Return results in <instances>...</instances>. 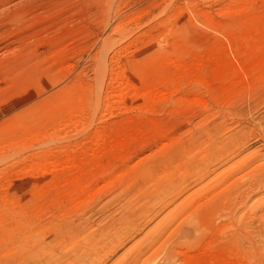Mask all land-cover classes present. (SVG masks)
Wrapping results in <instances>:
<instances>
[{"label":"rangeland","instance_id":"obj_1","mask_svg":"<svg viewBox=\"0 0 264 264\" xmlns=\"http://www.w3.org/2000/svg\"><path fill=\"white\" fill-rule=\"evenodd\" d=\"M103 1L27 0L19 8L27 11V19L1 27L0 46L14 48L0 49V264H19L28 255H38L32 260L44 264L49 254L60 264L66 257L68 264H132L140 253L142 261L138 257L135 264L150 262L151 256L154 260L143 264H160L165 254L172 257L168 264H248L235 242L243 232L258 231L248 208L264 204L263 187L252 194L247 188L258 182L264 161L246 167L257 158L246 161V154H264V0ZM214 123L223 140L240 124L249 136L243 153L227 157L237 158L236 164L204 159L197 137ZM194 144L198 152L189 153ZM229 144L224 148L231 149ZM167 156L174 164L185 160L175 175V182L184 185L180 189L175 183L171 196L151 191V197L139 199L143 170ZM203 163L217 172L205 177L208 165ZM219 198L231 202L220 206L222 212L209 223L203 212ZM191 201L194 214L182 225L186 232L175 235L171 229L159 236L156 228L168 213ZM122 212L134 213L132 222L119 224ZM35 239L52 249L40 243L36 255L29 254L26 242L35 245Z\"/></svg>","mask_w":264,"mask_h":264},{"label":"bare ground","instance_id":"obj_2","mask_svg":"<svg viewBox=\"0 0 264 264\" xmlns=\"http://www.w3.org/2000/svg\"><path fill=\"white\" fill-rule=\"evenodd\" d=\"M27 0H0V30H1V27L3 28L4 26L6 27V25H12V26H17V24H19V23H22L24 20H25V17H26V13H27V11H25V10H19V8H21L20 6L22 5H24V3L26 2ZM35 1V0H34ZM61 1V0H60ZM105 1V0H104ZM103 1V2H104ZM53 4V3H52ZM51 5V4H50ZM57 5V4H56ZM31 6V5H30ZM27 8L29 9V7L27 6ZM54 8V7H53ZM25 9V8H24ZM30 11V10H29ZM31 11H32V9H31ZM34 12V11H33ZM33 17L35 18V16L33 15ZM37 18V17H36ZM26 19H27V17H26ZM39 20V19H38ZM29 22V21H28ZM28 22H26V23H24V24H27ZM36 22V21H35ZM29 23H31V22H29ZM28 23V24H29ZM120 23V22H119ZM32 24V23H31ZM28 36V35H27ZM27 36H25V38H28ZM30 36V35H29ZM24 38V37H23ZM25 38H24V40H25ZM19 38H17V40L15 41L16 43H18L17 41H19L18 40ZM20 39H22V36H21V38ZM32 41V40H31ZM20 42V41H19ZM28 42V41H27ZM30 43V42H29ZM12 44H13V42H12ZM21 45V44H20ZM27 45V44H26ZM31 45V44H30ZM14 46V45H13ZM13 46H10L9 47V45H7V44H3V46H0V49L3 51H7V50H10L11 51V49L13 50ZM11 47H13V48H11ZM24 47V46H23ZM26 47V46H25ZM30 50V49H29ZM2 51H0V53L2 52ZM36 51V50H35ZM12 52V51H11ZM21 52V51H20ZM7 54V53H6ZM22 54H23V52H22ZM30 56V55H29ZM2 67V66H1ZM9 67V64L7 63V64H4L3 65V68L5 69V68H8ZM258 68V67H257ZM244 70V69H243ZM249 74V73H248ZM244 79V78H243ZM245 80V79H244ZM123 87H125L124 85H123ZM128 88V87H127ZM125 92V91H124ZM123 93V92H122ZM122 93H120V95L122 94ZM241 93V92H240ZM239 93V94H240ZM114 94V93H113ZM251 94V93H250ZM122 95H124V94H122ZM121 95V96H122ZM118 96V95H117ZM121 96H120V98H121ZM119 98V97H118ZM123 98V97H122ZM243 104V103H242ZM196 105V104H195ZM201 106H204V105H202V104H200ZM198 106H199V104H198ZM107 108V107H106ZM236 108V107H235ZM108 109V108H107ZM207 109V108H206ZM232 110H234V109H232ZM237 111V110H236ZM239 111V110H238ZM237 111V112H238ZM242 111V110H241ZM73 114V113H72ZM185 114V113H184ZM188 114V113H187ZM236 114V113H235ZM61 115H63V114H61ZM66 115V114H65ZM70 115H71V113H70ZM77 116V115H76ZM192 116V115H191ZM201 116V115H200ZM213 115H211V117H212ZM221 116V115H220ZM209 117V116H208ZM213 117H216L215 115L213 116ZM74 118H76V117H74ZM187 118V117H186ZM194 118V117H193ZM204 118H206V116L204 117ZM203 118V119H204ZM223 118V117H222ZM73 119V118H72ZM182 119V118H181ZM190 119H192V118H190ZM200 119V118H199ZM202 119V120H203ZM223 119H225V118H223ZM222 119V120H223ZM64 120H65V118H64ZM71 120V119H70ZM184 121H185V119H183ZM188 120V119H187ZM198 120V119H197ZM197 120H196V122H197ZM219 120V119H218ZM248 120V119H247ZM63 121V120H62ZM67 121V120H66ZM72 121V120H71ZM214 121V120H213ZM216 121V120H215ZM227 121V120H226ZM61 122V121H60ZM69 122V121H68ZM77 122V121H76ZM183 122V121H182ZM203 122V121H202ZM205 122V121H204ZM209 122H210V120H209ZM218 122V121H217ZM71 123V122H70ZM178 123V122H177ZM179 123H180V121H179ZM187 123V122H186ZM194 123H195V121H194ZM193 123V124H194ZM78 124V123H77ZM183 124V123H182ZM181 124V125H182ZM209 124V123H208ZM207 124V125H208ZM60 125V124H59ZM62 125V124H61ZM64 125V124H63ZM166 125V124H165ZM184 125H186V124H184ZM213 126L210 128H208V129H206L205 131H203V134H201V132H199V129H197L198 130V135L199 134H201L199 137H197L198 138V140H201V146L203 147L204 146V149L203 150H205V160H206V162H212V157H216V159H217V161L218 160H222L223 158H225L224 160H222V161H224L223 162V164L224 165H227L228 163L230 164L231 162H233L234 160H236V159H234V160H232V158H227L228 157V155L229 154H232V155H234L233 153H239V154H241V153H243L245 150H246V148L248 147V142H249V136H247V134H246V132H244V128L241 126V124L240 125H238V126H236V128H234L235 130H234V132H233V130H232V135L230 134V136H228V137H226V138H224V140L222 139L223 137H224V135L223 136H221V134H217V131H218V129H219V125L218 124H212ZM159 126V125H158ZM163 126V125H162ZM196 125H194V127H195ZM202 126V125H201ZM227 126V125H226ZM225 126V127H226ZM231 127V126H230ZM159 128V127H158ZM161 128V127H160ZM168 129H169V127H167ZM167 128H165V129H167ZM183 128V127H182ZM186 128V127H185ZM189 128V127H188ZM191 128H193V126L191 127ZM191 128L189 129L190 131H191ZM197 128V127H196ZM203 127H201V129H202ZM229 128V127H228ZM167 129V130H168ZM178 128H176V130H177ZM187 129V128H186ZM186 129H185V131H186ZM225 129V128H224ZM151 130V129H150ZM196 130V131H197ZM225 130H227V129H225ZM169 132H170V129L168 130ZM167 131V132H168ZM178 131V130H177ZM195 131V130H194ZM148 132V131H147ZM151 132H152V130H151ZM150 132V133H151ZM162 132H163V130H162ZM166 132V131H165ZM176 132V131H175ZM180 132H182V130L180 131ZM222 132V131H221ZM220 132V133H221ZM141 133V132H140ZM179 133V132H178ZM260 133V132H259ZM145 134V133H144ZM149 134V133H148ZM147 134V135H148ZM184 134V133H183ZM185 134L187 135V134H190L191 135V133H189V132H185ZM184 134V135H185ZM193 134L195 135V132H193ZM192 134V135H193ZM157 135H159V134H157ZM162 135H163V133H162ZM185 135V136H186ZM226 135H228L227 133L225 134V136ZM140 136V135H139ZM155 136V135H154ZM160 136V135H159ZM158 136V137H159ZM163 136H165V134L163 135ZM162 136V137H163ZM168 136V135H167ZM256 136V135H255ZM149 137V136H148ZM182 137H184L183 135H182ZM193 136H191V138H192ZM150 138H152V137H150ZM154 138H156V137H154ZM166 138V137H165ZM162 139V138H161ZM164 139V138H163ZM168 139V138H167ZM185 139V138H184ZM186 139H187V136H186ZM194 140H195V136H194V138H193ZM222 139V140H221ZM180 140H182V139H180ZM159 141V140H158ZM157 141V142H158ZM186 140H184V142H185ZM189 141H192L191 139H189ZM196 141V140H195ZM177 142H179V140L177 141ZM176 142V143H177ZM181 142V141H180ZM182 142H183V140H182ZM175 143V144H176ZM191 143V142H190ZM227 143H230V144H233V146H232V148L231 149H229V148H224L225 146L227 147ZM175 144H174V146H175ZM179 144V145H178ZM178 144H176V145H178V146H180L181 147V143H178ZM183 144V147H184V145H186L185 143H182ZM229 144V145H230ZM200 146V145H199ZM231 146V145H230ZM249 146H250V144H249ZM187 146H185V148H186ZM202 147H200V148H202ZM251 147V146H250ZM178 148V147H177ZM188 148V147H187ZM186 148V149H187ZM199 147L198 146H196L195 144L193 145V147H189V153L191 152V153H193V151L194 150H199L198 149ZM223 148H224V153L221 155V157L218 155L219 153H220V150L222 149L223 150ZM237 149H239V150H237ZM170 150H172V149H170ZM175 150V149H174ZM173 150V151H174ZM177 150V149H176ZM179 150L181 151L182 150V152L183 151H185V150H183V148L181 147V148H179ZM178 150V151H179ZM202 150V149H201ZM250 150V149H249ZM172 151V152H173ZM198 152V151H197ZM248 152V151H247ZM168 153V152H167ZM178 153V152H177ZM180 153V152H179ZM188 153V154H189ZM203 153V152H202ZM201 152H200V155L202 154ZM250 153V152H249ZM175 154V153H174ZM182 154V153H181ZM184 154V153H183ZM255 154H256V152H255ZM255 154H250V155H248V154H246L247 156V160L246 161H248L249 159H250V157L252 156V157H257L256 159H250L249 160V162L247 163V165H246V167L248 168L249 166H250V168H251V166H253L254 164H255V161L254 160H257V161H259V160H261V162L262 161H264V154L262 153H258V151H257V155H255ZM175 155H177V154H175ZM178 155H180V154H178ZM199 155V156H200ZM164 156H166V155H164ZM171 156V155H170ZM169 156V157H170ZM189 155H187V157H188ZM198 156V157H199ZM244 156V155H243ZM161 157H163V156H161ZM183 157H185L186 158V156H183ZM201 157V156H200ZM236 157H238V155L236 156ZM166 158V157H165ZM167 158H168V156H167ZM166 158V160H164V162H161V163H157L155 166H150V167H148V168H146V170H143V172H144V180H143V185H144V190L142 191V195H140L139 196V199H140V197H142L144 200L145 199H147V198H149V197H151V194H150V192L151 191H153V193H157V192H163V191H168L169 192V196H171V195H173L174 193H176V192H174V190L176 191V189H175V186H176V184L179 186L178 188H180L181 189V186H183L184 184H183V181H176L175 182V175L177 176V175H179L180 174V171H179V169H180V167L182 168V166H180L179 164H182L183 165V163L185 162V160H184V162H182V159L180 160L179 159V162L181 161L182 163H179V162H177V164L175 165L174 164V162L171 160V159H167ZM173 158H174V156H173ZM197 158V157H196ZM239 158V157H238ZM249 158V159H248ZM188 159V158H187ZM193 159H194V157H193ZM203 159V158H202ZM209 159V160H208ZM240 159V158H239ZM238 159V160H239ZM242 160V159H241ZM244 160V161H245ZM187 161V160H186ZM189 161V160H188ZM193 161V160H192ZM203 161V160H202ZM237 161V160H236ZM243 161V162H244ZM251 161H253L254 162V164H253V162H251ZM256 161V162H257ZM160 162V161H159ZM176 162V161H175ZM190 162V161H189ZM189 162H186L187 164H189ZM195 162H197V161H195ZM200 162V161H199ZM243 162H241V163H243ZM48 163V162H47ZM208 163H207V165H208ZM237 162H233V164H236ZM240 163V162H239ZM187 164H184V165H187ZM192 164H194V163H192ZM197 164H199V163H197ZM204 164V163H203ZM253 164V165H252ZM262 164V163H261ZM205 165V164H204ZM207 165H205V166H207ZM218 165V164H217ZM224 165H222V166H224ZM232 165V164H231ZM260 165V164H259ZM202 166V165H201ZM262 167L260 168L259 167V170H261L260 172H261V174H259L258 175V179H254L255 181H258V182H254V183H251L247 188L249 189L248 190V193H249V191L251 190V188H252V190H251V194H252V191L255 189V191H257V190H259V189H261L262 187L264 188V162H263V164L261 165ZM156 167H159V168H156ZM193 167V166H192ZM195 167V166H194ZM245 167V168H246ZM185 168H186V166H185ZM229 168V167H228ZM227 168V169H228ZM241 168V167H240ZM187 169V168H186ZM192 169V168H191ZM197 169V168H196ZM200 169V168H199ZM204 169H207V172L205 173V177H207V178H209V176L210 175H212V174H214V173H216L217 171L216 170H210L209 169V165H208V168H204ZM222 169V168H221ZM225 169H226V167H225ZM226 169V170H227ZM159 170H160V172H159ZM181 170H183V169H181ZM198 170V169H197ZM202 170V169H201ZM219 170V169H218ZM238 171H240L239 169H237ZM255 171H256V169H255ZM258 171V170H257ZM256 171V172H257ZM41 172H43V171H41ZM177 172V173H176ZM188 172V171H187ZM194 172V171H193ZM198 172V171H197ZM255 172V173H256ZM238 173V172H237ZM243 173V172H242ZM254 173V174H255ZM259 172H257V174H258ZM197 174H200V172L199 173H197ZM204 173H202V175H203ZM254 174H253V176H252V178H254ZM191 175H192V173H191ZM217 175V174H216ZM216 175H214V176H216ZM90 176V175H89ZM136 176H138V175H136ZM242 176V175H241ZM103 177V176H102ZM236 177H237V175H236ZM65 178V177H64ZM88 178V177H87ZM86 178V179H87ZM153 178H155V183H152V184H148V179H153ZM229 178V177H228ZM228 178H226V181L228 180ZM251 178V177H250ZM134 179H135V176H134ZM194 179H196V178H194ZM230 179H231V176H230ZM235 179V178H234ZM241 180L243 179V178H240ZM93 180H95V179H93ZM92 180V181H93ZM179 180H181V179H179ZM201 180V179H200ZM253 180V181H254ZM80 182L79 183H81V179L79 180ZM139 181V180H138ZM225 180L223 181V182H226ZM249 181H251V180H249ZM252 181V182H253ZM72 182V181H71ZM77 182V181H76ZM89 182H90V180H89ZM51 183V182H50ZM78 183V184H79ZM93 183V182H92ZM176 183V184H175ZM180 183V184H179ZM228 183V182H227ZM230 184L231 183H240V181L238 180V181H235V180H231L230 182H229ZM248 183V182H247ZM73 184V183H72ZM75 184V183H74ZM93 185V184H92ZM149 185H151V187H154V188H148V186ZM245 185V184H244ZM246 185H248V184H246ZM220 186V185H219ZM227 186H228V184H227ZM239 186V185H238ZM238 186H236V187H238ZM240 186H241V184H240ZM78 187V186H77ZM76 187V188H77ZM84 188V186H80V188ZM198 187V186H197ZM231 187V186H230ZM235 187V188H236ZM242 187V186H241ZM241 187H238V188H240L241 189ZM177 188V189H178ZM235 188H234V186H233V190H235ZM237 188V189H238ZM254 188V189H253ZM78 189V188H77ZM236 189V190H237ZM239 189V190H240ZM257 189V190H256ZM84 190H86V189H83V191ZM197 190V189H196ZM196 190H195V192H196ZM200 190H201V188H200ZM231 190V189H230ZM235 190V191H236ZM78 191V190H77ZM177 191H179V190H177ZM189 191H192V190H189ZM198 191V190H197ZM89 192V191H88ZM94 191H92V193H93ZM229 192H231V191H229ZM229 192H227V194H230ZM238 192V191H237ZM240 192H242V189H241V191ZM258 192H260V191H258ZM83 192H81L80 193V195L82 194ZM194 193V192H193ZM197 193V192H196ZM195 193V194H196ZM247 193V192H246ZM203 194V193H202ZM232 194V193H231ZM260 194V193H259ZM78 195V194H77ZM186 195V194H185ZM220 195V194H219ZM218 195V196H219ZM248 195H250V194H248ZM93 196V195H92ZM91 196V197H92ZM125 196H127V195H125ZM179 196V195H178ZM177 196V197H178ZM194 196V195H193ZM199 196H200V192H199ZM198 196V197H199ZM217 196V195H216ZM227 196V195H226ZM234 196V195H233ZM90 197V196H89ZM129 197V196H128ZM131 197H133V196H131ZM130 197V198H131ZM136 197V196H135ZM134 197V198H135ZM182 197V196H181ZM171 198V197H170ZM183 198V197H182ZM217 198V197H216ZM215 198V199H216ZM228 198V197H227ZM235 198V197H234ZM247 198H249L248 196H247ZM69 199V198H68ZM87 199V198H86ZM172 199V198H171ZM180 199V198H179ZM221 198H219V199H217V200H213V204H211V205H208L209 207L207 208V210H206V208H205V206L203 207V208H205V210H206V212L204 213L203 212V215H204V217L206 218V221H208V220H210L213 216H214V214L215 215H217V213L216 212H218L219 210L222 212V210L221 209H219V207L220 206H222V205H226V204H229L228 202L227 203H223L221 200H220ZM232 199V197L230 198V200ZM258 199V198H257ZM263 199L264 198H262L261 199V201H263ZM30 200H31V198H30ZM30 200H27L28 201V203L30 204ZM135 200V199H134ZM181 200V199H180ZM184 200V199H183ZM186 200V199H185ZM195 200V199H194ZM193 200V201H194ZM236 200V199H235ZM234 200V201H235ZM247 200V199H246ZM33 201V200H32ZM62 201V200H61ZM60 201V202H61ZM66 201L68 202L69 200H67L66 199ZM87 201V200H86ZM121 201V200H120ZM143 201V200H142ZM175 200H173L172 202H171V204H173V205H175L174 202ZM193 201H191L192 203H190V204H188L186 207H182V208H180L179 206L177 207V208H179L178 210H177V208H173V210L171 211V212H169L168 213V215L166 216V218L163 220V222H162V224H161V222H160V226H159V228H156V229H158L156 232H158V234H159V236H161L160 234L161 233H168V232H170V230L171 229H173L172 231H171V234H175L176 235V233L177 234H183V233H185L186 231H185V229H184V225H185V222L183 221V220H186V221H189V220H187L188 218H192V214H194V213H191V210H193V208L191 209V204H193ZM195 201H197V202H199L198 201V199L197 200H195ZM207 201V200H206ZM210 200H208V202H209ZM227 201H228V199H227ZM233 201V202H234ZM244 201V200H243ZM256 201V200H255ZM66 202V203H67ZM196 202V203H197ZM222 202V203H221ZM245 202V201H244ZM247 202V203H246ZM245 203H243L242 202V205H244V206H250L248 203H249V201H246ZM27 203V202H26ZM25 203V204H26ZM27 203V204H28ZM58 203H59V201H58ZM57 203V204H58ZM69 203V202H68ZM82 203V202H81ZM207 203V202H206ZM205 203V204H206ZM253 203H254V200H253ZM252 203V204H253ZM258 203V202H257ZM32 204H33V202H32ZM59 204H64V203H59ZM58 204V205H59ZM72 204V203H71ZM177 204V203H176ZM178 204H179V202H178ZM238 204V203H237ZM236 204V205H237ZM239 204H240V202H239ZM238 204V205H239ZM251 204V205H252ZM259 204V203H258ZM262 204V203H261ZM83 205V204H82ZM195 205V204H194ZM199 205H201V204H199ZM198 205V206H199ZM203 205H204V203H203ZM203 205H201V206H203ZM132 206V205H131ZM135 206V205H134ZM255 205H252V206H250L248 209H250V211L253 213H250V215L252 216V220H254V221H257V222H259V229L258 228H255V230L257 229L258 231L256 232V231H254V232H243V234H241V235H239V237H238V239H237V242H235V243H237L236 244V248L240 251V252H242L243 253V255L245 256V259L247 260V262H248V264H264V204H263V206L261 207V205L260 206H258V207H254ZM60 207H62V206H60ZM66 207V206H65ZM65 207H63V210L65 209ZM75 207V206H74ZM125 207H127V206H125ZM194 207V206H193ZM228 207V206H227ZM234 207V206H233ZM236 207H238V206H236ZM240 207V206H239ZM242 207V206H241ZM254 207V210H252V208ZM75 208H77V206L75 207ZM122 208V207H121ZM195 208V207H194ZM222 208V207H221ZM223 208H224V206H223ZM222 208V209H223ZM244 208V207H243ZM246 208V207H245ZM70 209V208H69ZM71 209H72V207H71ZM127 209V208H126ZM129 209V208H128ZM228 209H229V211H230V209L231 208H229L228 207ZM234 209V208H233ZM237 209V208H236ZM131 210V209H130ZM129 210V211H130ZM135 210V209H134ZM133 209H132V211H134ZM197 210V209H196ZM226 210V209H225ZM60 211H62V210H60ZM66 211V210H65ZM64 211V212H65ZM129 211H127L126 210V213H128ZM137 211V210H136ZM139 211V210H138ZM194 211H195V209H194ZM193 211V212H194ZM223 211H224V209H223ZM236 211V210H235ZM246 211H248V210H246ZM70 212V211H69ZM119 212V211H118ZM123 212H125V211H123ZM122 212V214H125V213H123ZM140 212V211H139ZM197 212V211H196ZM227 212H228V210H227ZM60 213H62V212H60ZM132 213V212H131ZM219 213V212H218ZM231 213V212H230ZM245 213V212H244ZM13 214H14V216H16L17 214L15 213V212H13ZM66 214V213H65ZM101 214H102V212H101ZM119 214H120V212H119ZM137 214V213H136ZM196 214V213H195ZM198 214H200V212L198 213ZM80 215V214H79ZM84 215H86V214H84ZM176 216V218H174L173 219V216ZM186 215H188L185 219H184V217L186 216ZM231 215V214H230ZM232 215H233V213H232ZM68 216V215H67ZM117 216V215H116ZM137 217H138V215H136ZM195 216V215H194ZM199 216H201V215H199ZM235 216H236V214H235ZM249 216V215H248ZM65 217V216H64ZM87 217H90V216H87ZM119 217H120V215H119ZM135 216H134V213L132 214V215H124V216H121L119 219H116V220H119V224H120V221H122L123 223L125 222V221H123V220H126V221H131L132 222V218H134ZM197 217V216H196ZM203 217V216H202ZM201 217V218H202ZM215 217V216H214ZM218 217V216H217ZM226 217H227V215H226ZM68 218V217H67ZM75 218V217H74ZM81 218V217H80ZM114 218H116L115 216H114ZM236 218V217H235ZM69 219V218H68ZM79 219V218H78ZM85 219H87L88 220V218H85ZM251 219V218H250ZM79 220H82V218L81 219H79ZM205 220V219H204ZM85 220H83V222H84ZM253 221V222H254ZM75 222H77V221H75ZM121 222V223H122ZM209 223L211 222V221H208ZM234 222V221H233ZM247 222V221H246ZM246 222H245V224H246ZM117 223V222H116ZM74 224V223H73ZM106 224V223H105ZM173 224L175 225V228H173ZM184 224V225H183ZM198 224H199V222H198ZM197 224V225H198ZM204 224V223H203ZM254 224V223H253ZM252 224V225H253ZM75 225V224H74ZM115 225V224H114ZM183 225V226H182ZM205 225V224H204ZM249 225H251V223H249ZM68 226H69V224H68ZM72 226V225H71ZM133 226H135V224L133 225V224H131L130 223V227H129V229H131L132 230V227ZM65 227H67V224L65 225ZM70 227V226H69ZM114 227V226H113ZM199 227V226H198ZM197 227V228H198ZM244 227V226H243ZM246 227V226H245ZM244 227V228H245ZM254 227V226H253ZM68 228V227H67ZM111 228H112V225H111ZM137 228V227H136ZM250 228V227H249ZM69 229V228H68ZM201 229V228H200ZM251 229H253V228H251ZM251 229H249V230H251ZM60 230V229H59ZM138 230H139V228H138ZM194 230V229H193ZM199 230V229H198ZM198 230H196V231H198ZM202 230V229H201ZM203 230H204V228H203ZM209 230V229H208ZM2 231V230H1ZM65 231V230H64ZM71 231V230H70ZM72 231H74V228H73V230ZM135 231H137V230H135ZM153 231V230H152ZM151 231V232H152ZM192 231V230H191ZM132 232V231H131ZM209 232V231H208ZM10 233V232H9ZM56 233V232H55ZM78 233V232H77ZM135 233V232H134ZM150 233V232H149ZM238 233H240V232H238ZM22 234H24L23 235V238H28L27 237V235H25V233L23 232ZM186 234H188V233H186ZM5 235V234H4ZM45 235V234H44ZM134 235V234H133ZM164 235V234H163ZM236 235H238V234H236ZM46 236V235H45ZM45 236H43L44 238H46ZM48 236V235H47ZM57 236V235H56ZM59 236V235H58ZM57 236V238L58 239H60V240H62L63 241V239L64 238H62L61 239V237L59 238ZM240 236H241V238H240ZM50 237H52V236H50ZM49 237V238H50ZM157 237V236H156ZM235 238H236V236H234ZM49 238H47V240L49 239ZM54 238L55 237H53L52 239L54 240ZM145 238V237H144ZM40 239V238H39ZM51 239V238H50ZM134 239V238H133ZM154 239V238H153ZM156 239H158V238H156ZM161 239V238H160ZM37 240V242H34V243H36L35 245H32L31 244V242L30 243H28V242H26V246H27V250L28 251H31V253H29V254H32V251H34L33 253L35 254V252H36V250H37V248H38V246H39V244L40 245H42L43 247H46L47 248V246L49 245L47 242H45V241H43L42 239V241L43 242H40L41 240H38V239H35V241ZM46 240V241H47ZM55 240H57V239H55ZM116 240V239H115ZM234 240V239H233ZM21 241V240H20ZM117 241V240H116ZM127 241V240H126ZM145 241V240H144ZM154 241H155V239H154ZM159 241V240H158ZM58 242V241H57ZM123 242V241H122ZM147 242V241H146ZM148 242H149V245H148V243H147V246H152V245H150V244H152L153 242H152V238L150 239V241L148 240ZM150 242H152V243H150ZM156 242H157V240H156ZM42 243H47V244H42ZM50 243H51V240H50ZM117 243V242H116ZM121 243V242H120ZM120 243H118L119 245H120ZM246 243H248L249 244V246H247L248 244H246ZM5 244V243H4ZM136 244V243H135ZM155 244V243H154ZM153 244V245H154ZM159 244V243H158ZM180 244V243H179ZM76 245V244H75ZM79 246H81V244L79 245ZM115 246V245H114ZM139 246V245H138ZM145 246V245H144ZM176 246H177V244H176ZM179 246V245H178ZM22 247V246H21ZM51 248V246H48V248ZM64 247V246H63ZM72 247V246H71ZM74 247V246H73ZM72 247V248H73ZM76 247V246H75ZM74 247V248H75ZM78 247V246H77ZM76 247V248H77ZM86 247V246H85ZM117 247V246H116ZM149 247H148V249H149ZM155 247H157V246H155ZM161 247V246H160ZM180 247V246H179ZM54 248V247H53ZM52 249V248H51ZM51 249H50V252H52L51 251ZM67 249V248H66ZM79 249V248H78ZM78 249L76 250L77 252H78ZM119 249V248H118ZM147 248H146V250H148ZM151 249V248H150ZM154 249H156V248H154ZM154 249H152L151 251H153ZM158 249V248H157ZM160 249H162V248H160ZM170 249V248H169ZM48 250L49 249H46V251L48 252ZM73 250V249H72ZM168 250V249H167ZM55 251V250H54ZM79 251H83V254L82 253H80V256H81V254L82 255H84V248L83 249H80ZM111 251V250H110ZM136 251V250H135ZM151 251L149 252V254L151 253ZM157 251V250H156ZM175 251V250H174ZM174 251H173V253H174ZM74 252V254L75 255H77L78 253H75V250L73 251ZM73 252H71V254H73ZM106 252H108L107 250H106ZM140 252H141V250H140ZM154 252V251H153ZM49 253V252H48ZM158 253V252H157ZM166 253H168V252H166ZM170 253V252H169ZM168 253V254H169ZM69 254V253H68ZM110 254V253H109ZM136 254V253H135ZM138 254V253H137ZM156 254V253H155ZM171 255H172V250H171V253H170ZM175 254V253H174ZM173 254V255H174ZM36 255V254H35ZM34 255V256H35ZM47 255V254H46ZM45 255V256H46ZM139 255V256H138ZM137 255V258L139 257V259L142 261V259L140 258L141 256H142V254L140 253V254H138ZM141 255V256H140ZM154 255V254H153ZM166 255V256H165ZM164 256V258L162 257V262L160 263V264H168L169 262H167V260H168V257L170 256H167V254H165ZM29 256V255H28ZM28 256H26V258L28 257ZM32 256V258L30 259V257ZM31 256H29L28 258L30 259V261L33 259L34 260V258H36V261H38L37 260V256L36 257H34L33 258V255H31ZM45 256H44V258H45ZM50 256V257H49ZM52 256V254H49L48 255V257L46 258V259H43L42 261H44L43 263L44 264H60V262L58 261V258L57 259H54V256L53 257H51ZM135 256V255H134ZM149 255H147V257H148ZM57 256H55V258H56ZM69 257V256H68ZM100 257V256H99ZM103 257H105V256H103ZM133 257V256H132ZM155 256H153V258H154ZM167 257V258H166ZM171 257V256H170ZM26 258H24V260L22 259V261L19 263V260H18V263L19 264H29V263H27L28 261H26L27 259ZM49 258V259H48ZM61 258H62V256H61ZM61 258H60V261H62L61 260ZM70 258V257H69ZM74 257H72V259H73ZM98 258V257H97ZM96 258V259H97ZM102 258V257H101ZM136 257H135V261L136 262H139V261H137L138 259H137ZM149 258V257H148ZM152 258V256H151V258H150V260L152 259V260H154ZM172 258V257H171ZM38 259H39V257H38ZM65 259H67V257L65 258ZM64 259V264H68L70 261L69 260H71V259H69L68 260V263H66L67 261ZM76 259H78V258H76ZM134 259V258H133ZM157 259V258H156ZM167 259V260H166ZM32 260V262H34L35 263V261H33ZM93 260V259H92ZM94 260H95V258H94ZM151 260V261H152ZM86 261V260H85ZM99 261V260H98ZM135 261H132V262H130V263H132V264H135L136 262ZM148 262V263H150L149 262V260L147 259V260H143V263L144 262ZM168 261H171V259L169 258V260ZM10 262V261H9ZM31 262V263H32ZM74 262V261H73ZM87 262V261H86ZM135 262V263H134ZM155 262H157V261H153V263H155ZM167 262V263H166ZM33 263V264H34ZM142 263V264H143ZM147 263V264H148ZM4 264H11V263H4ZM36 264V263H35ZM37 264H39V263H37ZM41 264V263H40Z\"/></svg>","mask_w":264,"mask_h":264}]
</instances>
